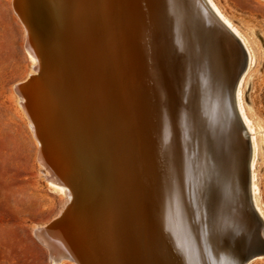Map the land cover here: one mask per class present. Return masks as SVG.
Segmentation results:
<instances>
[{"label": "bare ground", "instance_id": "1", "mask_svg": "<svg viewBox=\"0 0 264 264\" xmlns=\"http://www.w3.org/2000/svg\"><path fill=\"white\" fill-rule=\"evenodd\" d=\"M11 4L17 101L66 201L34 227L50 263L264 264L262 21L222 0Z\"/></svg>", "mask_w": 264, "mask_h": 264}, {"label": "rangeland", "instance_id": "2", "mask_svg": "<svg viewBox=\"0 0 264 264\" xmlns=\"http://www.w3.org/2000/svg\"><path fill=\"white\" fill-rule=\"evenodd\" d=\"M222 1L227 8L264 25V3ZM11 3L0 0V264H51L47 249L33 232L37 225L53 220L66 201L46 186L37 162L36 141L17 101L15 86L27 78L31 64L24 50V31ZM254 37L264 46L256 30ZM253 49L256 53L254 45ZM245 99L248 104L247 92ZM260 101L264 108V84Z\"/></svg>", "mask_w": 264, "mask_h": 264}, {"label": "water", "instance_id": "3", "mask_svg": "<svg viewBox=\"0 0 264 264\" xmlns=\"http://www.w3.org/2000/svg\"><path fill=\"white\" fill-rule=\"evenodd\" d=\"M36 235H37L40 239H43L42 231L37 230V231H36Z\"/></svg>", "mask_w": 264, "mask_h": 264}]
</instances>
